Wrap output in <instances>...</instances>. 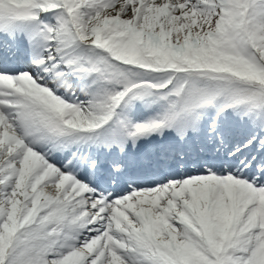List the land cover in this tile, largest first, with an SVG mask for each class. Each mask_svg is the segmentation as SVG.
<instances>
[{"label":"snow or ice","instance_id":"snow-or-ice-1","mask_svg":"<svg viewBox=\"0 0 264 264\" xmlns=\"http://www.w3.org/2000/svg\"><path fill=\"white\" fill-rule=\"evenodd\" d=\"M0 264H264V0H0Z\"/></svg>","mask_w":264,"mask_h":264}]
</instances>
